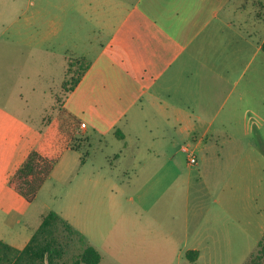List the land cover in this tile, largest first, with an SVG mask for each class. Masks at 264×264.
<instances>
[{"label": "rangeland", "instance_id": "rangeland-1", "mask_svg": "<svg viewBox=\"0 0 264 264\" xmlns=\"http://www.w3.org/2000/svg\"><path fill=\"white\" fill-rule=\"evenodd\" d=\"M90 27L81 12L58 9L52 0H0V238L24 247L43 216L55 211L98 248L100 264H212L209 257L192 263L186 256L189 248L174 237L184 226L213 236L208 237L213 264H242L258 244L226 216L227 195L234 189L239 195L240 152L229 149L231 136L220 142L215 137L214 145L197 150L191 137L174 135L171 183H158L151 177L160 169L134 166L114 132L103 135L93 127L84 132L64 111L70 88L97 54L99 39L89 37L98 32ZM227 108L223 104L221 117ZM250 118L241 110L230 132L260 147ZM135 124L141 128L143 121ZM49 131L55 147L75 149L57 158L29 202L9 181ZM183 146L195 150L196 164ZM261 204L259 198L252 201L257 210ZM78 251L79 246L69 254Z\"/></svg>", "mask_w": 264, "mask_h": 264}, {"label": "crops", "instance_id": "crops-1", "mask_svg": "<svg viewBox=\"0 0 264 264\" xmlns=\"http://www.w3.org/2000/svg\"><path fill=\"white\" fill-rule=\"evenodd\" d=\"M52 4L81 12L93 34L98 32L89 37L99 39L97 54L63 101L75 125L85 123L87 133L89 127L103 135L114 132L125 141L134 166L160 169L151 177L158 183H171L168 165L174 163L170 159L174 135L191 137L197 150L214 145L215 137L220 142L222 136H231L229 149L240 152L239 195L235 189L227 195L226 216L259 244L264 237V205L257 210L252 201L259 198L264 203V0H52ZM225 103L227 112L221 117ZM243 109L261 137L260 147L246 145L230 132ZM137 120L143 121L141 128ZM42 147L57 158L75 149L55 147L50 131L34 149ZM138 198L144 195L139 192ZM198 232L184 226L174 237L188 251H197L196 257H189L192 263L209 257L213 264L208 244L213 236L203 229ZM8 244L20 249L27 245ZM254 251L243 256L242 264Z\"/></svg>", "mask_w": 264, "mask_h": 264}, {"label": "trees", "instance_id": "trees-1", "mask_svg": "<svg viewBox=\"0 0 264 264\" xmlns=\"http://www.w3.org/2000/svg\"><path fill=\"white\" fill-rule=\"evenodd\" d=\"M262 47L264 51V42ZM88 67L89 63L69 91L75 88ZM56 161L57 157L46 148L33 149L12 175L10 186L32 202L50 176ZM78 246V252L69 254ZM187 255L196 257L197 251L190 250ZM101 259L99 250L89 243L84 234L55 211L44 215L24 248L13 247L0 239V264H99ZM243 264H264V237Z\"/></svg>", "mask_w": 264, "mask_h": 264}, {"label": "built area", "instance_id": "built-area-1", "mask_svg": "<svg viewBox=\"0 0 264 264\" xmlns=\"http://www.w3.org/2000/svg\"><path fill=\"white\" fill-rule=\"evenodd\" d=\"M81 125L84 127L85 123H82ZM183 151H185L187 153L189 162L191 164H196L197 163L196 154L189 146H183Z\"/></svg>", "mask_w": 264, "mask_h": 264}]
</instances>
